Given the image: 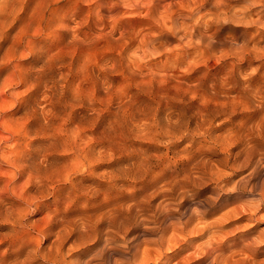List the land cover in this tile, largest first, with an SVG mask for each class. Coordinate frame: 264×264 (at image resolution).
<instances>
[{
  "label": "clouds",
  "instance_id": "1",
  "mask_svg": "<svg viewBox=\"0 0 264 264\" xmlns=\"http://www.w3.org/2000/svg\"><path fill=\"white\" fill-rule=\"evenodd\" d=\"M0 264H264V0H0Z\"/></svg>",
  "mask_w": 264,
  "mask_h": 264
}]
</instances>
